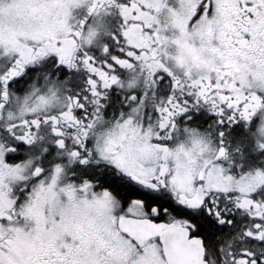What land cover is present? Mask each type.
Listing matches in <instances>:
<instances>
[{"label":"snow or ice","instance_id":"obj_1","mask_svg":"<svg viewBox=\"0 0 264 264\" xmlns=\"http://www.w3.org/2000/svg\"><path fill=\"white\" fill-rule=\"evenodd\" d=\"M0 264H264V0H0Z\"/></svg>","mask_w":264,"mask_h":264},{"label":"flooded vegetation","instance_id":"obj_2","mask_svg":"<svg viewBox=\"0 0 264 264\" xmlns=\"http://www.w3.org/2000/svg\"><path fill=\"white\" fill-rule=\"evenodd\" d=\"M205 127H207V125H205ZM225 131H226L225 139H226V142L229 143L230 148L236 147L237 146L236 145V139H235V137L230 135L231 130L230 129H226Z\"/></svg>","mask_w":264,"mask_h":264}]
</instances>
